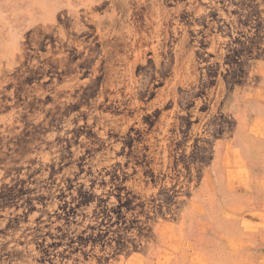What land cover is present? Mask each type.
<instances>
[{
  "label": "rangeland",
  "instance_id": "rangeland-1",
  "mask_svg": "<svg viewBox=\"0 0 264 264\" xmlns=\"http://www.w3.org/2000/svg\"><path fill=\"white\" fill-rule=\"evenodd\" d=\"M0 264H264V0H0Z\"/></svg>",
  "mask_w": 264,
  "mask_h": 264
}]
</instances>
